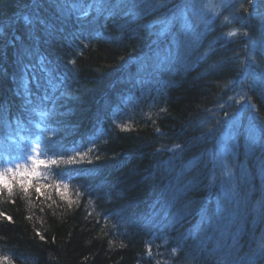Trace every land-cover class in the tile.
I'll list each match as a JSON object with an SVG mask.
<instances>
[{
	"label": "trees",
	"instance_id": "16d2710c",
	"mask_svg": "<svg viewBox=\"0 0 264 264\" xmlns=\"http://www.w3.org/2000/svg\"><path fill=\"white\" fill-rule=\"evenodd\" d=\"M250 1L243 0L247 11L237 13V18H251V26L244 29L248 37H236L237 43L228 44L220 54L198 60L209 41L230 30L220 28L216 21L217 28L203 41V47L187 57L188 66L147 78L158 88L155 111L137 115L139 118L128 126H111V131L101 136V120L109 117L114 105L140 82L130 74L137 67L131 62L149 50L150 40L141 29L171 15L169 7L136 18L122 11L115 18L105 15L94 21L95 13L90 10L87 15H80L79 10L55 12L46 6L53 0H45L41 18L54 31L50 36L42 32L44 39L33 41L35 28L24 18L31 19L33 11H40L34 8L36 0H0V156L15 149L12 136L18 135L19 125L27 139L34 137L30 124L35 115L20 100L49 92L53 88L50 79L58 89L51 97L58 107L43 111L51 129L44 143L54 152L51 142L62 141L60 154L76 144L89 149L86 156L59 161L49 168V175L72 177L69 193H53L39 182L28 186L26 192L18 184L11 193L0 191V213L12 217L11 222L0 217V258H8L2 264H201V258L204 264H228L233 251L231 236L224 240L218 233H197L198 215L171 223L172 216L190 202L199 207L208 195L203 185L186 192L167 220L163 213L153 219L152 204L165 185L171 182L175 187V177L182 173L184 184L220 173L217 161L214 164L209 154H217L225 123L235 117L230 96L239 83L251 103L241 118L237 145L240 164L248 162L252 174L247 188L239 186L241 205L247 193H251L248 209L260 198L256 157L260 145L250 150L244 129L250 120L264 122V88L260 82L257 88L251 86V72L247 76L239 72L247 51L244 46L253 43L254 15L264 13L262 0H258L257 11H252ZM74 2L80 10H87L93 0ZM179 23L174 22V27ZM234 27L239 29L240 24ZM136 32L139 38H135ZM236 55L240 60L232 58ZM243 66L248 65L245 62ZM65 73L70 78L65 80ZM252 113L257 120L251 118ZM91 134L99 135L98 139L93 140ZM253 162L256 166L250 165ZM37 188L48 192H37ZM70 195L72 198H67ZM138 207L143 211L137 212ZM254 217L249 211L247 231L238 245L245 247L246 254H251L264 237V230L255 227ZM129 218L134 221L127 223ZM173 246L182 250L183 256L160 259L161 251Z\"/></svg>",
	"mask_w": 264,
	"mask_h": 264
},
{
	"label": "snow or ice",
	"instance_id": "6c2138e0",
	"mask_svg": "<svg viewBox=\"0 0 264 264\" xmlns=\"http://www.w3.org/2000/svg\"><path fill=\"white\" fill-rule=\"evenodd\" d=\"M42 3H45V0H36L34 8L40 9V11H33L31 19L28 16L24 18L30 26L35 28L33 41L44 39L41 35L42 32H47L50 36L54 31L45 23V19L41 18ZM46 6L53 8L55 12L67 10L71 13L79 10L80 15H87V11L90 10L95 13L94 21L105 15L115 18L122 11L136 18L157 8L169 7L171 15L162 16L141 29L145 33L144 38L150 40L149 50L143 57L134 59L131 62L136 64L137 67L135 73L130 74L134 78L138 77L141 82L147 78H155L164 72L188 66L186 64L187 57L203 47V41L207 39L211 31L216 30V21H219L220 28L227 27L230 30L221 32L215 40L209 41L207 49L200 52L198 60L206 61L211 56L220 54L222 50L227 49L228 44L237 43V40L234 39L236 37H248V32L244 29L251 26L248 22L251 19L250 17L237 18V13L242 10L247 11L243 0H180L179 3H176V0H93L87 10H80L74 0H53L51 5ZM262 6H264V0H262ZM224 13H228V15ZM176 21L180 22L178 27H174ZM258 21L262 42H264V14L258 16ZM81 23L83 22L81 21ZM127 23V20H125V24ZM235 23L240 24L239 29H235ZM42 25L43 27H41ZM153 25L157 27L153 28ZM123 27L124 25H121V28ZM135 38H139V32L135 33ZM244 47L247 48L244 60H240L238 55L232 58L240 60L239 72L243 76H247L251 72L259 79L261 86L264 87V56L259 61L257 60L255 43ZM260 51H264V48ZM245 62L248 65L247 67L243 66ZM212 67L215 68L217 65ZM225 67H230V65H225ZM65 79H67L66 73ZM48 83L53 88L55 87L51 79ZM37 87L46 86L37 85ZM44 98L49 99L48 96ZM45 115L47 113H41V117ZM239 131L240 121L236 119L228 126L226 132V137L232 141L234 147ZM244 131L250 150L255 145L264 147V122L256 124L250 121ZM62 147L63 143L60 140L51 142V148L56 154H60L58 149ZM176 147L179 148L180 146L177 145ZM38 148L39 145L33 151L36 152ZM209 159L215 164L217 160L222 158L212 153L209 154ZM30 160V165H17V168H20L19 173L15 168L6 169L5 173H0V191L7 190L11 193L17 183L16 177L19 175V183L26 192L28 186L33 184V179L40 175L42 167L59 163L57 160L37 156L31 157ZM222 163L223 169L218 175L203 176L196 183H182L183 173L175 177V187L172 186L171 182L165 185L159 198L152 204V217L155 219L163 213V219L167 220L171 209L177 206L186 192L203 185L208 195L204 197L203 201L199 202V207L194 208L193 202H190L180 212L172 216L171 223H178L189 216L198 215L199 221L195 230L197 233L201 230L205 231L206 234L215 235L218 233L220 238L224 240L231 236L233 244L230 247L233 248V251L229 253L228 264H255L256 259L264 258V237L256 243V247L251 251V254H246L242 258L238 257V245H240L242 233L247 231L245 222L249 211L255 213L253 223L257 220L264 223V195L256 200L254 209H248L247 202L251 193H247L243 197L244 205L242 206L241 194L237 185L233 183L235 177L232 167L228 165L227 160H222ZM7 173H12V175H7ZM261 176L264 178V164L261 166ZM205 180H207L206 183ZM36 190L37 192L40 191L39 188ZM261 191L264 192V187ZM213 197L215 198L214 204L212 203ZM158 205L159 212L156 211ZM136 211L140 212L143 209L138 207ZM0 217L9 222L12 221V217L4 213H0ZM205 225L207 227L202 229V226ZM234 227L235 231H233ZM192 234L189 233V235ZM249 244H251V241H249ZM6 259L8 258H0V264ZM188 264H191V261ZM201 264H204L203 258H201Z\"/></svg>",
	"mask_w": 264,
	"mask_h": 264
},
{
	"label": "rangeland",
	"instance_id": "374dc122",
	"mask_svg": "<svg viewBox=\"0 0 264 264\" xmlns=\"http://www.w3.org/2000/svg\"><path fill=\"white\" fill-rule=\"evenodd\" d=\"M250 8L252 11L258 10V0H251L250 2ZM264 14L260 12H256L254 15L255 18V35L253 34V43H255L256 50H257V60L259 61L262 56H264V51H260V49L264 48V42H262L261 32L259 28V21L258 16ZM29 53V52H28ZM69 75V74H68ZM252 78V84L251 86L256 87V84L259 81V79L250 73ZM260 87L264 88L261 86ZM157 84L152 83L150 81L143 80L140 81L138 86L134 87L133 90L126 96L125 100L123 101L122 105L119 109L115 112V114L111 115V121L114 124L122 125V126H128L130 124V118L133 114L135 115H141L145 116L149 113L155 111L153 108L156 105V100L159 98V94ZM230 104L233 106V109L231 110V114H234L235 117L230 121L225 123V129L222 131L220 140H219V146H218V152L217 156L222 158L217 160L219 170L220 172L223 169V163L222 160H227L228 165L232 167L233 174H234V181L238 187V191L241 194L240 188L241 186L244 188H247V186L250 183V180L252 179L251 170L249 169V163H243L240 166L238 165V139H239V133L237 136V140L235 142V147L233 146V143L231 140H229L226 137V132L228 130V126L236 119H239L240 121V129H241V121L242 116L246 112V108L248 106H251V103L249 102L248 96L245 92V88L242 84H237V86L233 89ZM240 108V110H236L237 108ZM255 107L253 108V110ZM252 112V111H251ZM251 121V120H250ZM249 121V122H250ZM41 125H39L38 133L34 138L31 139H18L16 141V148L17 151H13L12 155H8L5 158L0 157V173H5L6 169H13L15 168L17 170V173L20 172V168H17V165L23 166V165H30L31 160L30 158L33 156H37L39 158L44 159H53L58 161V156L52 155L51 151L48 149L47 145L44 144V139L48 137V129L44 126V123L40 121ZM240 132V131H239ZM244 138L246 139L247 136L244 135ZM247 144L248 141L246 140ZM15 144V143H14ZM37 145H39V148L36 152L33 151L34 148H37ZM255 147V146H253ZM252 147V148H253ZM251 148V150H252ZM87 149V148H86ZM83 149L77 152H73L71 154V158H75L76 156H84L87 155L89 149ZM255 151V150H254ZM259 155H257L258 164H257V181L259 184V194L264 195V192L261 191L262 187H264V178L261 176V166L264 164V147H259ZM233 153H235L233 155ZM254 160V159H253ZM255 161V160H254ZM251 166H256V164L253 162L250 164ZM51 166V165H49ZM49 166L48 167H42L40 169V175L33 179V183L39 182L44 183L47 178L49 177ZM7 175H12V173H7ZM18 185L19 183V175L16 177ZM60 186L66 190L69 189L70 185L69 183H65L64 181L59 182ZM240 186V188H239ZM264 224V223H263ZM261 228L264 230V225H261ZM160 253V252H159ZM160 259L163 258L164 252L162 251ZM262 259V264H264V258Z\"/></svg>",
	"mask_w": 264,
	"mask_h": 264
},
{
	"label": "bare ground",
	"instance_id": "6f19581e",
	"mask_svg": "<svg viewBox=\"0 0 264 264\" xmlns=\"http://www.w3.org/2000/svg\"><path fill=\"white\" fill-rule=\"evenodd\" d=\"M63 76V78L65 79V74L64 75H62ZM67 78H70V76L69 75H67ZM66 80V79H65ZM57 87H54V88H52L49 92L48 91H46V92H43L40 96H35V97H33V96H31V94L30 95H28L27 97H25L24 99H21L20 101H21V103H22V105H25L26 106V108L30 111V112H32L34 115H35V117L33 118V120H32V122H31V126H32V130H33V134H34V137L37 135V131H38V129H39V125H41V123H40V121H42L43 123H44V126L48 129V137H46L45 139H47V138H49L50 137V127H49V123H50V121L49 120H47V118H46V116H43V117H41V113H43V111H45V112H48V111H50V110H52V109H56L57 107H58V103H57V105H55V103H54V100H52L51 99V97L57 92ZM48 92V93H47ZM47 93V94H46ZM45 96H48L49 97V99H45L44 97ZM118 97V96H117ZM126 98V97H125ZM125 98L124 99H121V102L117 105H114L115 107L113 108V110H112V112L109 114L110 116L111 115H113V114H115V112L117 111V109H119L120 108V106L122 105V103H123V101L125 100ZM116 101H117V98H116ZM38 111H39V113H38ZM249 115H251V118L252 117H254L256 120H257V115L256 114H254V113H252V114H249ZM106 117L105 119H102L101 120V122L100 123H104L103 125H101V129H99L98 130V132H99V134L101 135V136H104L103 134L104 133H109L110 131H111V129H112V127L111 126H118V127H124V126H122V125H117V124H114L112 121H111V117ZM139 117L137 116V115H135V114H133L132 116H131V118H130V123L132 122V123H134V121L135 120H137ZM249 124V122L247 123V125ZM224 129H225V126H224ZM223 129V130H224ZM22 131H23V129H22V127L19 125V129H18V135L17 136H12V137H15L14 138V141L15 140H17V139H19V138H23V137H25V135L22 133ZM8 133V130L6 129V128H4V134H7ZM107 134H105V135H107ZM20 136V137H19ZM91 136L93 137V140H97L98 139V136L99 135H97V134H91ZM104 139H106V138H104ZM48 140V139H47ZM245 140V142H246V140H247V138L246 139H244ZM13 141V142H14ZM247 143V142H246ZM87 147H85L84 145H81V144H76V145H72V146H69L68 148H67V150H66V152H61V154H56V153H54V152H52L51 154L52 155H54V156H58V161H72V160H75V159H73V158H71V154L73 153V152H77V151H80V150H83V149H86ZM88 149V148H87ZM86 149V150H87ZM84 156H86V155H84ZM79 157H83V156H79ZM240 161H241V159H240V157L238 156V165L240 166L241 164H240ZM49 168H50V166H49ZM72 176V175H71ZM61 179H63L62 181H64L65 183H69V185H70V180H72V177H65V178H62V177H58V176H56V173L54 174V175H49V177L47 178V180L44 182V184H43V187H45V189H50V190H53V193H56L55 191H57V193H59V191L60 192H62V193H66L65 191H64V187L62 188V186H60V183L59 182H61L60 180ZM45 189H40V193H43V194H45V193H47L48 191L47 190H45ZM70 189H71V185H70V187H69V189L68 190H66L67 191V193H69V191H70ZM78 195H80V194H78ZM67 198H69V199H71L72 198V195H70V196H68ZM259 198V197H258ZM9 199V198H8ZM9 200H13L12 198H10ZM88 201H90V197L88 196ZM87 201V202H88ZM255 203H256V200L254 201V203H252V205H251V209H254V207H255ZM255 218V217H254ZM134 220L132 219V218H129V219H127L126 220V222L127 223H131V222H133ZM136 223L137 222H139V221H135ZM254 225H255V227L257 228V229H259V228H261V225H264L263 223H261L259 220H257L255 223H254ZM164 247V246H163ZM163 247H161V249L163 248ZM241 248V249H240ZM160 249V250H161ZM165 249V248H164ZM167 249V248H166ZM166 249L165 250H162L163 252H164V259H168V257L170 256V257H175L176 258V256L178 257V256H183V252H182V250H180L179 248H174V246L173 247H170V249H167V251H166ZM161 251V252H162ZM241 252V253H240ZM248 251H246V249H245V247H239V252H238V255H241L242 257L244 256V255H246V253H247ZM259 262V263H258ZM255 264H262V259H256V261H255Z\"/></svg>",
	"mask_w": 264,
	"mask_h": 264
}]
</instances>
